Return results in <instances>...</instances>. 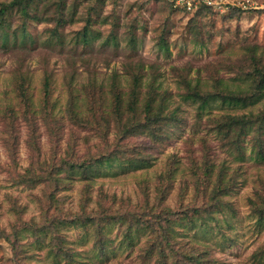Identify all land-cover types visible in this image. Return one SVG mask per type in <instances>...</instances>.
<instances>
[{"label": "rangeland", "instance_id": "rangeland-1", "mask_svg": "<svg viewBox=\"0 0 264 264\" xmlns=\"http://www.w3.org/2000/svg\"><path fill=\"white\" fill-rule=\"evenodd\" d=\"M8 1L0 0V3ZM212 1L215 6L209 7L211 10L186 13L170 4L147 0H105L98 11L99 17L93 16L94 32L88 34L85 46H75L73 42L77 37L75 34L84 25L88 2L77 6L74 23L60 28L65 38L61 49L33 43V46L12 51L9 46L3 45L5 36L0 34V230L3 236L10 237L15 227L22 226L23 222L39 220L36 197L41 198L42 203L45 201L42 191L47 186L26 189L12 185L10 181L14 176L22 174L30 166L35 172L38 167L43 170L51 166L59 161L64 150L72 146L83 157L113 149L117 138L114 127L106 137L101 126L81 128L69 120L65 111L67 87L71 84L87 94L93 84L104 85L103 92L107 99H111L106 85H109L113 73H118V84L124 87L129 77L127 71L139 61L146 67L152 66V72L147 73L148 79L154 75L163 89L171 93L170 107H181L178 116L182 120L170 127L167 132L169 138L163 143L151 144L142 135L120 143L119 146L128 151L139 149L141 154H149L152 164L143 167L130 165L116 171L113 176L102 173L100 177L96 176L94 191L101 185L109 195L115 194L118 202L134 206L143 203L142 190L146 184L152 200L158 175L165 173L176 159L180 164L165 204L174 209L191 210L201 205L203 198L194 189L195 178L189 173L188 157L193 154L199 158L203 154L205 149L200 138H205L211 161L217 166L227 167L226 176L233 179L232 191L224 198L226 207L215 213L213 219L206 218L191 227L181 228L177 237L189 245L209 248L212 256L222 264H264V258L254 260L252 257L257 248L264 247V224L263 227L257 224L249 204L264 187V163L250 160L254 147L255 151L257 147L264 148V128L242 138L245 158L236 161V152L233 156L221 146L211 133L212 124L208 125L206 118L225 116L227 113L239 116L250 111L230 109L213 102L200 111L199 120L196 103L183 102L179 97L183 92L179 85L182 77L200 78L208 81L207 85L211 79L229 80L234 76L232 66L239 65L243 48L257 46L264 53V0ZM53 2L58 4L59 1ZM44 7L47 5L41 8ZM49 14L56 19L54 7L49 9ZM13 17H16L13 20L15 25L19 18L16 15ZM103 18L106 23L102 22ZM53 25V22L36 24L31 27L30 34L45 39ZM111 33L117 36L116 46L103 47L97 41L98 36L105 39ZM160 37L165 39L168 51L160 49ZM11 38V32L7 30V40ZM20 76L29 79L32 110L25 109L17 96ZM45 76L50 77L51 99L55 102L53 109H46L48 112L41 109ZM263 104H257L252 111L263 108ZM9 108L13 112L10 113ZM236 129L233 136L237 134ZM80 185V182H74L71 189L58 193L56 197L63 202V209H77ZM14 209L23 211V214ZM61 232L73 245L72 248L79 251V261L75 264H91L92 238L81 228L67 227ZM44 237L47 239V236ZM147 237L143 232L135 235L130 249L125 247L126 241L116 240L113 247L121 251L109 261L110 264H154L142 262L138 257L139 248L144 246ZM18 241L21 244L18 250H23V246L31 255L25 264H66L47 258L48 244L35 245L33 236L28 233H20ZM15 260L11 246L0 239V264H13Z\"/></svg>", "mask_w": 264, "mask_h": 264}, {"label": "trees", "instance_id": "trees-1", "mask_svg": "<svg viewBox=\"0 0 264 264\" xmlns=\"http://www.w3.org/2000/svg\"><path fill=\"white\" fill-rule=\"evenodd\" d=\"M53 1L10 0L0 3V34L4 33L5 36L2 40L3 45L9 46L12 51L33 46V43L41 47L63 48L65 38L60 28L74 23L77 6L88 2L90 5L88 4L84 25L80 32L75 34L77 37L73 42L75 46H85L88 34L94 32L93 16L99 17L98 11L105 0H58V4H54ZM158 3L169 5L162 1ZM44 5L47 7L41 8ZM52 7L56 9V19L49 14V9ZM203 9L211 10L212 8L200 6L196 13ZM14 15L19 18L15 25H13V20L16 18L13 17ZM44 22L54 23L53 27L47 31L49 36L45 39L32 36L31 27ZM102 22L107 21L103 18ZM7 30L11 32L10 40H7ZM133 40L132 38L131 42ZM97 41L102 43L103 47L116 46L117 36L111 33L104 39L99 35ZM160 42V49L168 51V45L163 37H160ZM238 62L239 65L232 66L234 76L229 80L211 79L212 81L207 85L208 81L200 78L182 77L179 85L183 92L179 94V97L183 102L196 103L199 120H201L200 111L213 102L230 109L250 111L239 116L227 113L225 116L206 118L208 125L212 124L210 130L215 139H218L221 146L233 156L236 152L234 159L241 161L245 158L244 147L241 146L242 138L249 136L252 131L258 132L264 128V106L256 112L252 111L257 104L264 103V100L262 101L264 98V53L259 51L257 46L245 47L242 58L238 59ZM152 69V66L146 67L138 61L127 71L126 74L129 77L126 78L124 87L118 84V73H113L109 83L111 86L106 85L108 86L106 88L110 90L111 99H107L106 93L103 92L104 85L93 84L95 92L90 87L87 94L77 90L71 84L67 87L65 111L69 120L81 128L101 126L106 137L109 130L114 127L116 142L112 150L105 149L96 154H86L84 157L80 156L73 146L69 147L63 151L59 161L51 166H46L43 170H40L42 167H38L37 172L30 166L22 174L11 179L12 185L26 189L47 186L42 191L44 203L41 198L36 197L40 210L39 220L30 219L23 222L22 226L15 227L10 237L3 236L0 230V239L11 246L15 255L16 260L13 264H25V260L31 257L23 246V250H18L21 245L18 236L23 232L33 236L35 245H44L45 242L48 244L47 258L56 262L63 261L66 264L78 262L79 251L72 248L73 245L61 232L67 227L81 228L88 237L92 238L91 264H110L109 261L115 259L121 251L120 248L113 247L114 242L126 241L125 247L130 249L133 237L142 232L148 235L144 246L140 247L138 252L142 262L222 264L212 256L209 248L189 245L177 237V232L181 228L191 227L197 221H204L206 218L213 219L215 213L221 212L222 208L226 207L224 198L232 191L233 179L231 176H226L227 167L217 166L211 161L210 154L206 150L205 138H200L205 149L203 154L199 158L194 157L193 154L188 157L190 164L188 170L195 178L194 189L203 198L201 205H196L191 210L174 209L165 204L174 185L177 166L180 164L176 159L171 162V166H168L165 173L158 175L152 200L148 196L146 184L145 189L142 190L143 203L134 206L118 202L116 195H109L101 185H98L94 191L96 176L100 177L102 173V175L113 176L122 168L131 167L130 165L143 167L152 164L149 154H141L139 149L128 151L127 148L120 147V143L128 142L133 136L141 135L145 136L151 144L163 143L169 138L167 132L170 127L182 120L178 116L181 107H170L171 93L163 89L154 75L148 79L147 73L152 72ZM51 86L50 77L45 76L42 82L41 109L48 110L55 107V102L51 99ZM29 88V79L26 76H20L17 81V96L25 109L32 110ZM78 101H81L79 105ZM8 110L10 113L13 112L12 108ZM235 129L237 134L233 136ZM230 153H228L229 156ZM250 160L264 163V148L257 147L255 151L254 147L251 150ZM74 182H80L82 188L76 202L77 209L71 211V209H63V202L60 199L57 200L56 196L61 190L71 189ZM262 190L260 194H257V198L249 203L253 215L257 218V224L261 227L264 224V187ZM14 210L23 214L21 210ZM19 221L21 222L22 218ZM114 230H116L115 233ZM44 236H47V239ZM252 257L254 260L264 258V247L257 248Z\"/></svg>", "mask_w": 264, "mask_h": 264}, {"label": "built area", "instance_id": "built-area-1", "mask_svg": "<svg viewBox=\"0 0 264 264\" xmlns=\"http://www.w3.org/2000/svg\"><path fill=\"white\" fill-rule=\"evenodd\" d=\"M159 1L170 4L173 8L181 9L184 12H196L200 6L214 7L212 0H149L151 3Z\"/></svg>", "mask_w": 264, "mask_h": 264}]
</instances>
